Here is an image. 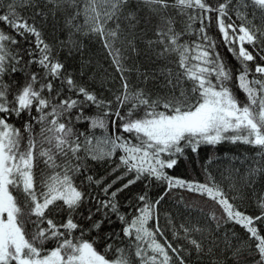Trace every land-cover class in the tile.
<instances>
[{"label": "snow or ice", "instance_id": "snow-or-ice-1", "mask_svg": "<svg viewBox=\"0 0 264 264\" xmlns=\"http://www.w3.org/2000/svg\"><path fill=\"white\" fill-rule=\"evenodd\" d=\"M79 37L97 39L119 73L110 95L83 62L70 69ZM141 54L161 66L142 70ZM225 142L255 150L233 164L230 187L203 165V181L173 174ZM258 184L264 0H0V264H189L193 252L264 264ZM176 189L212 202L206 227L161 224Z\"/></svg>", "mask_w": 264, "mask_h": 264}, {"label": "trees", "instance_id": "trees-1", "mask_svg": "<svg viewBox=\"0 0 264 264\" xmlns=\"http://www.w3.org/2000/svg\"><path fill=\"white\" fill-rule=\"evenodd\" d=\"M27 14L28 13H25V15ZM249 19H251V16H249ZM51 23L52 21L50 20L48 25L50 38L53 35L51 32ZM237 23H239V21H237ZM253 23L259 25L260 20L257 19L253 21ZM59 27H63L62 21ZM54 35L59 36L60 39H64L66 33L64 31H60L58 28ZM79 39H81L83 43V51L81 53H77L73 58H70L69 61H67L70 69L78 74L81 70L83 62L85 65L83 68V71L85 72L84 79L87 80L91 77L92 79L89 80V83L94 89L100 91L105 96L110 95V93L105 92L104 89L110 88L114 91L119 87V73H117L111 65L110 59L107 57L105 50L97 39L84 37H79ZM140 47L143 48V45H140ZM63 56L64 54L61 53L62 59ZM229 59L231 60L230 57ZM133 63V60H129L127 62L128 66H132ZM232 63H235V61H232ZM135 64L142 70H147L149 68L155 69L161 66L159 61L154 64H149L143 54L135 58ZM127 75L130 82L136 83V73L134 71L127 73ZM237 95L241 100L244 99L243 93L238 90ZM254 151V149H251L248 146L240 144L233 145L227 142L218 145L215 148L211 146H203L198 156L193 155L188 158L194 160V163H189L188 159L182 160L178 165V169L174 170L173 174L181 176L187 180L195 179L203 181L205 178V172L201 170V166L203 165L217 181H220L227 188L231 186L228 176L229 170L232 169L233 164L235 163L236 167H240L236 161ZM209 159L211 162H209ZM105 167L97 166L95 169L96 174L98 176L104 175ZM262 188H264V186L258 184L256 189L257 193H260ZM136 190H138L137 187L133 186L132 191ZM161 191H163L162 188H154L152 190V194L153 196H156ZM254 206V204H248L247 202L244 204V207L249 212L253 210ZM211 207L212 202L208 201L205 203L204 197L176 189L172 193H169V195L161 203V224H165V217L170 216L177 228L181 224H184L187 227H206L208 224L206 214ZM166 234L169 239H171V232L169 231ZM193 235L200 238L199 234L193 233ZM180 242L182 243L183 241ZM116 243L119 244L120 241H116ZM188 259L189 264H210V260L207 257L198 261L194 252Z\"/></svg>", "mask_w": 264, "mask_h": 264}]
</instances>
